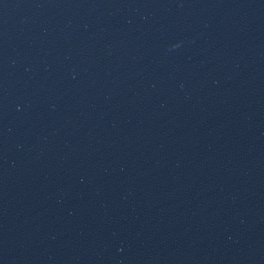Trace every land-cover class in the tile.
I'll return each instance as SVG.
<instances>
[{"label": "water", "instance_id": "obj_1", "mask_svg": "<svg viewBox=\"0 0 264 264\" xmlns=\"http://www.w3.org/2000/svg\"><path fill=\"white\" fill-rule=\"evenodd\" d=\"M0 264H264V0H0Z\"/></svg>", "mask_w": 264, "mask_h": 264}]
</instances>
